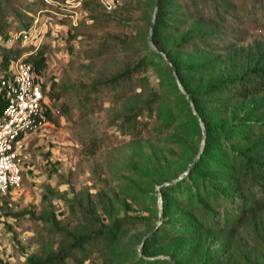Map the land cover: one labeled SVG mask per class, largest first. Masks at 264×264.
Masks as SVG:
<instances>
[{"label":"rangeland","instance_id":"374dc122","mask_svg":"<svg viewBox=\"0 0 264 264\" xmlns=\"http://www.w3.org/2000/svg\"><path fill=\"white\" fill-rule=\"evenodd\" d=\"M43 1L15 0L17 10L6 12L1 24L2 31L11 35L23 28L17 15L20 19L33 15L28 25L39 32V40L25 43L21 53L38 48L43 55V87L56 96L53 106L60 112L56 111L57 124L26 135L22 182L0 198V264H25L30 256L36 260L53 256L73 236L111 225L116 217H131L134 224L119 232L111 251L103 256L93 252L81 264L169 259L165 253L169 247L150 246L143 252L142 245L152 227L161 222L157 182L177 173L182 163L169 162L146 177L148 166L158 157L152 145L166 143L155 138L169 140L168 133L152 129L154 115L151 119L138 116L140 123L150 121L147 128L139 124L134 132L139 139H132V133L117 125L148 94L158 99L173 96L171 76L177 85L174 72L178 80L179 76L165 60L171 68L142 67L132 76L129 88L118 93L104 85L106 79L144 57L149 46L158 51L149 42L150 27L143 14L147 9L126 14L124 0ZM229 1L233 8L224 7V27L217 38H198L185 45L176 52L180 61L186 60L192 68L208 58H221L224 71L264 65V7L254 0ZM3 43L0 36V77ZM5 44H12V50L23 45L19 40ZM51 213L56 216L55 225L48 218ZM220 235L207 231L189 239L192 247L181 254L183 261L192 264V259L204 253L230 246L234 248L229 252H235L229 264H264V211L235 229L230 243ZM178 249L186 250V245ZM197 251L198 256L188 259L189 253ZM66 264L76 263L66 258Z\"/></svg>","mask_w":264,"mask_h":264},{"label":"trees","instance_id":"16d2710c","mask_svg":"<svg viewBox=\"0 0 264 264\" xmlns=\"http://www.w3.org/2000/svg\"><path fill=\"white\" fill-rule=\"evenodd\" d=\"M254 1L264 7V0ZM13 3L15 0H0V36L5 51L1 74L6 75L9 66L20 57L41 73L45 59L38 48H35V52L25 51L22 54L24 44L19 50L10 48L13 43L5 44L21 41L15 35L28 29L31 26L28 22L33 19L31 14H26L27 19H20L17 15V22L23 28L11 35L3 32L1 24L6 20V12L17 10ZM229 4V0H225V3L224 0H159L151 35L158 51L149 46L148 53L134 65L104 81L105 86L118 93L130 85L132 76L141 72L142 67L163 66L169 69L171 66L165 62L163 52L176 69L196 112L193 113L190 102L171 76L175 88L173 96L158 99V95L148 94L141 103L133 104L118 121L117 128L132 133V139L140 138L134 135L139 124L146 128L150 124L149 120L140 123L138 116L142 114L148 119L154 115L152 129L158 130V134L168 133L169 140L158 139V136L155 138L166 143L156 142L152 145L158 151V157L148 166L146 177L169 162L182 163L177 173L162 177L157 182L159 186L167 183L160 190L161 222L152 227L142 245L143 252H147L150 246L169 247L165 253L170 258L148 260L140 257L142 264H186L181 254L188 253L192 247L189 239L215 231L222 233L220 237L230 243L235 229L264 211V65L254 64L239 71H224L221 58H208L191 68L186 60L180 61L176 53L198 38L214 41L219 29L224 27V7L233 8ZM123 8L126 14L147 9L143 14L147 15V24L151 26L155 0H124ZM44 94L49 102L48 119L51 124H57V112L60 111L53 106L56 96L46 87ZM4 106L5 99L0 90V113ZM201 142L203 146L200 149ZM192 144H195V150ZM185 171L187 173L182 176ZM48 218L54 225L57 224L53 213ZM133 224L131 217H116L111 225L73 236L68 245L60 248L55 255L43 260L30 256L25 264H66V258L81 264L93 252L103 256L105 251H111L119 232ZM185 245L186 250L178 249ZM233 248L227 246L220 252L204 253L192 259V264H222V259L226 262L224 264H229L235 252L229 251ZM198 253H189L188 259L198 256Z\"/></svg>","mask_w":264,"mask_h":264},{"label":"built area","instance_id":"2783aa9c","mask_svg":"<svg viewBox=\"0 0 264 264\" xmlns=\"http://www.w3.org/2000/svg\"><path fill=\"white\" fill-rule=\"evenodd\" d=\"M38 36L39 32L31 26L19 31L15 38L25 44L38 41ZM43 84L42 73L36 72L23 57L13 62L7 74L0 77V90L5 99L0 113V196L22 182L26 135L44 129L50 123L49 102Z\"/></svg>","mask_w":264,"mask_h":264},{"label":"water","instance_id":"95a60500","mask_svg":"<svg viewBox=\"0 0 264 264\" xmlns=\"http://www.w3.org/2000/svg\"><path fill=\"white\" fill-rule=\"evenodd\" d=\"M158 2H159V0H155V8H154V13H153V20H152V24H151V26H150V28H149V34H148L149 42H150V44H151L152 47H154V45H153V42H152V40H151V35H152V31H153V23H154L155 16H156V11H157V7H158ZM161 54H162L163 58H164L166 61H168V62L170 63V65L172 66V63L169 61V59H167L165 53L161 52ZM174 76H175L176 80L178 81V86L180 87L181 91L183 92V94L185 95V97H186V98L188 99V101L190 102V105H191V107H192V109H193V113L196 114V112L194 111V108H193V104H192V102H191V98H190L189 94L186 92V90L183 88V86L181 85V83L179 82L178 77H177V75H176L175 72H174ZM201 127H202V130H203V133H204V126H203L202 124H201ZM202 145H203V143H201V147H202ZM195 161H196V159L193 161V163H194ZM193 163H192V164H193ZM192 164H191V166H192ZM186 173H187V171H185V172L182 174V176H184ZM182 176H181V177H182ZM181 177H179V178H181ZM179 178H178V179H179ZM175 180H176V179H175ZM165 184H167V183H164L163 185H165ZM163 185H160V186H159V193H160L161 187H162ZM159 205H160V206H159V209H160V211H159V221H160V220H161V208H162L161 200L159 201Z\"/></svg>","mask_w":264,"mask_h":264}]
</instances>
